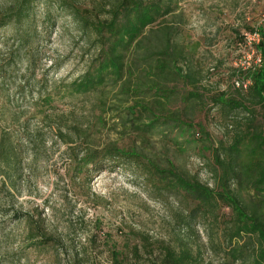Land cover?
Returning <instances> with one entry per match:
<instances>
[{"label": "rangeland", "instance_id": "obj_1", "mask_svg": "<svg viewBox=\"0 0 264 264\" xmlns=\"http://www.w3.org/2000/svg\"><path fill=\"white\" fill-rule=\"evenodd\" d=\"M20 1L0 0V16ZM53 1L35 0L28 19L0 32V264H161L165 249L184 245L197 264H252L230 255L237 247L252 254L254 247L247 237L229 239L230 209L198 208L164 187L151 166L172 162L213 187L219 173L212 149L229 145L245 118L264 125L260 107L248 105L229 119L212 102L223 93L226 100L246 96L247 71L260 57L250 29L264 25V0H181L166 23L151 27L129 59V84L145 110L136 109L121 82L89 96L67 95L97 49L95 36ZM74 2L84 17L98 20L115 0ZM165 25L176 47L169 52L185 58L178 67L200 80L197 88L171 67L154 80ZM154 81L168 97L148 90ZM193 92L202 97L186 99ZM109 146L140 158L93 176L80 170L89 150ZM238 193L248 206L258 202L246 188ZM23 215L30 219L19 220ZM32 229L42 238L32 239Z\"/></svg>", "mask_w": 264, "mask_h": 264}, {"label": "trees", "instance_id": "obj_2", "mask_svg": "<svg viewBox=\"0 0 264 264\" xmlns=\"http://www.w3.org/2000/svg\"><path fill=\"white\" fill-rule=\"evenodd\" d=\"M181 0H115L110 4L108 11H105L103 18L90 19L84 17L74 0H55L62 10L69 11L73 18H76L82 25L84 32L92 34L95 39L92 45L97 49L95 57L92 59L89 69L72 84H69L65 91L69 96H89L100 91V88L108 82L118 84L126 94L132 93L131 98L137 108L142 107L143 100L138 93H133L130 82L133 70L130 67L129 59L133 51L140 48L145 39V34L156 24L172 16L178 9ZM35 0H21L18 7L11 13L0 16V32L12 23H20L30 17L34 10ZM163 41L166 46L162 51L154 54L159 56L156 59V66L153 68L154 80L160 79L164 75H169L167 67L174 68V74L186 85L197 88L200 80L196 79L192 73L178 67V61L184 57L180 53L169 52L176 47L172 45L168 26H164ZM250 32L258 33L260 40L257 50L260 53V63L248 69L249 85L246 89V96L238 99L226 100L225 94L212 99L214 106H221L227 118H234L236 112L248 110V105L260 107L264 117V25ZM28 43V39H26ZM172 53V54H171ZM151 54L150 56H152ZM150 56H145L147 61ZM149 69V70H150ZM147 71V70H146ZM144 71L143 74L147 75ZM149 78V75H147ZM162 82L154 81L149 87L150 92L155 96L162 97L166 91L159 85ZM168 97L167 95H164ZM202 95L193 92L188 93L186 99L201 98ZM51 96L42 101L43 105L50 104ZM215 107V108H216ZM228 119V120H229ZM244 130L236 132L229 145L221 144L213 148V157L218 173L217 180L213 187L201 183L195 176L188 177L182 174L177 167L170 162L169 167L162 169L151 166L152 173L160 179L168 190H176L185 193L190 199L197 202L198 208L214 212L217 206L221 205L231 210L232 221L228 229L231 241L247 237L253 241L252 254L243 252L241 248L232 249L231 257L241 262L252 260V264H264V125L257 124V120L245 118ZM154 122L145 131L154 126ZM233 129L232 126L229 127ZM204 131V130H203ZM62 134V133H61ZM197 134H200L198 132ZM5 143L1 138L0 145ZM5 152L2 149L1 155ZM140 157L134 152H126L116 146H109L101 150H89L83 159L78 160L80 170L93 176L104 172L109 164H127ZM151 173V174H152ZM154 179V178H153ZM246 190L258 199L252 206L244 203L239 195V189ZM199 210V209H198ZM30 219L21 216L19 220ZM190 227V223L186 224ZM31 238H42L38 230L32 229ZM43 240V239H42ZM41 244L52 242L47 239ZM161 264H197L194 253L187 248L165 249L164 260Z\"/></svg>", "mask_w": 264, "mask_h": 264}, {"label": "built area", "instance_id": "obj_3", "mask_svg": "<svg viewBox=\"0 0 264 264\" xmlns=\"http://www.w3.org/2000/svg\"><path fill=\"white\" fill-rule=\"evenodd\" d=\"M254 36H255V38L259 41L260 39V37H259V34L258 33H254ZM261 57H259L258 58V63H260V61H261V59H260ZM244 87L246 88L247 86L246 85H244ZM200 135L199 134H197V137H199Z\"/></svg>", "mask_w": 264, "mask_h": 264}]
</instances>
